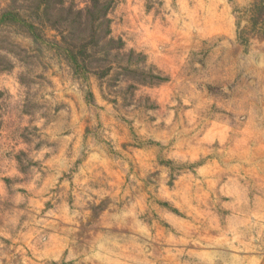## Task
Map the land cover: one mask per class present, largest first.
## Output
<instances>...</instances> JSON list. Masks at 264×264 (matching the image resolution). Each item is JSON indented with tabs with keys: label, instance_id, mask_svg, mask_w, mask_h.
I'll return each mask as SVG.
<instances>
[{
	"label": "rangeland",
	"instance_id": "1",
	"mask_svg": "<svg viewBox=\"0 0 264 264\" xmlns=\"http://www.w3.org/2000/svg\"><path fill=\"white\" fill-rule=\"evenodd\" d=\"M113 1L106 75L0 31V264H251L264 0Z\"/></svg>",
	"mask_w": 264,
	"mask_h": 264
},
{
	"label": "trees",
	"instance_id": "2",
	"mask_svg": "<svg viewBox=\"0 0 264 264\" xmlns=\"http://www.w3.org/2000/svg\"><path fill=\"white\" fill-rule=\"evenodd\" d=\"M5 1V5L0 3V31L21 33L36 42L48 41L46 31H53L60 37L55 47L76 73L106 75L111 69L107 63L114 50H104V45L114 42L109 19L113 0H89L82 9L67 4V0ZM10 68L6 56L0 53V70ZM2 96L0 90V103Z\"/></svg>",
	"mask_w": 264,
	"mask_h": 264
},
{
	"label": "crops",
	"instance_id": "3",
	"mask_svg": "<svg viewBox=\"0 0 264 264\" xmlns=\"http://www.w3.org/2000/svg\"><path fill=\"white\" fill-rule=\"evenodd\" d=\"M251 264H264V253L262 255L253 256Z\"/></svg>",
	"mask_w": 264,
	"mask_h": 264
}]
</instances>
